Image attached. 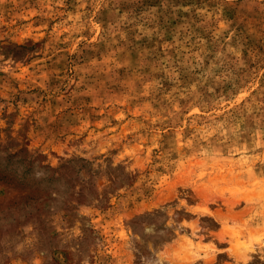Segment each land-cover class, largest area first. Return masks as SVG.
Here are the masks:
<instances>
[{
  "label": "rangeland",
  "instance_id": "374dc122",
  "mask_svg": "<svg viewBox=\"0 0 264 264\" xmlns=\"http://www.w3.org/2000/svg\"><path fill=\"white\" fill-rule=\"evenodd\" d=\"M0 264H264V0H0Z\"/></svg>",
  "mask_w": 264,
  "mask_h": 264
},
{
  "label": "trees",
  "instance_id": "16d2710c",
  "mask_svg": "<svg viewBox=\"0 0 264 264\" xmlns=\"http://www.w3.org/2000/svg\"><path fill=\"white\" fill-rule=\"evenodd\" d=\"M0 181H6V179L5 178H3L2 176H0Z\"/></svg>",
  "mask_w": 264,
  "mask_h": 264
}]
</instances>
